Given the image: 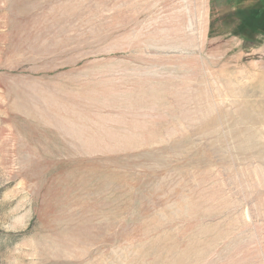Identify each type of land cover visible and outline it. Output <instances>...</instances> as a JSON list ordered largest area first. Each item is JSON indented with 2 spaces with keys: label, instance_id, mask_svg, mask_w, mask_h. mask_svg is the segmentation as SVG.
Segmentation results:
<instances>
[{
  "label": "rangeland",
  "instance_id": "374dc122",
  "mask_svg": "<svg viewBox=\"0 0 264 264\" xmlns=\"http://www.w3.org/2000/svg\"><path fill=\"white\" fill-rule=\"evenodd\" d=\"M0 264H264V0H0Z\"/></svg>",
  "mask_w": 264,
  "mask_h": 264
}]
</instances>
